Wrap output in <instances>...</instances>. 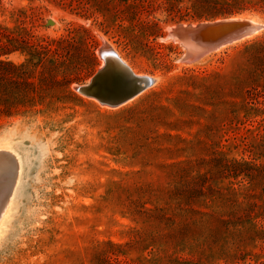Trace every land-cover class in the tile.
<instances>
[{"label":"rangeland","instance_id":"1","mask_svg":"<svg viewBox=\"0 0 264 264\" xmlns=\"http://www.w3.org/2000/svg\"><path fill=\"white\" fill-rule=\"evenodd\" d=\"M236 16L264 26V0H0V137L25 156L0 264H264V28L189 64L166 36ZM104 48L144 92L77 90Z\"/></svg>","mask_w":264,"mask_h":264},{"label":"bare ground","instance_id":"2","mask_svg":"<svg viewBox=\"0 0 264 264\" xmlns=\"http://www.w3.org/2000/svg\"><path fill=\"white\" fill-rule=\"evenodd\" d=\"M235 18H241V19L245 18V19H250L252 22H255V23L258 22L256 20V18H251V17L236 16ZM257 24H259V23H257ZM259 25H261V24H259ZM171 26L168 28L169 32L174 27V26H172V27ZM261 31L262 30H257L255 32L247 35L248 37L245 36L246 37L245 39L250 38V37H254V36L258 35ZM166 40H168V38ZM236 40L242 41L243 39L242 40L236 39ZM175 41L179 42L178 40H175ZM175 41H174V43H175ZM238 41H236V42H238ZM236 42L234 40V42L232 41V44L236 43ZM178 44H180V43H178ZM181 45H183L182 48H185L184 44L181 43ZM223 47H224V45L220 46V47H218V48H216L210 52H213V51L216 52L219 49H222ZM112 49L111 50H108V48L105 49V51L103 53L104 59L102 58L104 61L102 63V66L99 68V70H101L102 67L105 66V70L103 71V73H101L97 76L95 82H93V86L91 87L92 93L95 95V96H92V95L91 96L94 97L95 99H97V101H99L97 97H102L103 99H106L107 101L113 102L116 99H121L122 96H124L125 94H128L129 92L130 93L132 92V95L129 97L131 99L132 96L134 97L135 95L136 96L139 95L138 93H140L141 91L144 92L143 90L145 88H147L148 85H150L151 80H152L147 75H140V73L136 74L134 72V69L130 68L129 63L126 64L124 58L122 60L117 55L116 51H114L115 49L114 50H112ZM184 50L186 51V49H184ZM210 52H208V53H210ZM206 55H207V53L200 56L196 60L195 59H191V60H184L183 59V60L189 64V63H192V62H195V61L201 59L202 57H204ZM134 78L135 79L142 78L143 82L137 83V81L132 80ZM89 83L86 84L85 86H88ZM136 85H137V88H136ZM92 101L96 102L95 100H92ZM124 101H122V102H124ZM100 103H102V102H100ZM4 156L7 157V159L9 158L12 160L14 172H13V177H11V175H12L11 174L10 175L11 179L5 183L3 181H1V179H0V236L6 227V224L8 222L10 215H11V212L13 211V208H14V205L16 202V198H17V195L19 192V186H20L22 171H23L24 162H25V156L23 155V152L21 151V149L15 145H13L12 142L5 141V140H3V138L0 137V157L4 158ZM4 161H6V160H4ZM4 161L2 163H4ZM2 163H0V164H2ZM4 165H5V163H4ZM4 172H5V170H4ZM8 172H7V174H8ZM1 177H2V175L0 173V178ZM3 177H4V174H3Z\"/></svg>","mask_w":264,"mask_h":264},{"label":"water","instance_id":"3","mask_svg":"<svg viewBox=\"0 0 264 264\" xmlns=\"http://www.w3.org/2000/svg\"><path fill=\"white\" fill-rule=\"evenodd\" d=\"M50 23V21H48ZM264 26L259 25L251 20L224 18L215 21L200 22L197 24H176L173 29L167 33L173 40H178L179 43L185 45L186 53L182 57L184 60L198 59L200 56L226 44L231 43L236 39L243 38L257 30L263 29ZM105 70V66L97 71L92 77L88 86H79L77 90L85 96H95L92 93L91 87L97 76ZM137 83L143 82L142 78L132 79ZM137 88V85H136ZM132 92L125 94L121 99H116L113 102L107 101L102 97H97L103 104L115 106L122 101L128 99Z\"/></svg>","mask_w":264,"mask_h":264},{"label":"trees","instance_id":"4","mask_svg":"<svg viewBox=\"0 0 264 264\" xmlns=\"http://www.w3.org/2000/svg\"><path fill=\"white\" fill-rule=\"evenodd\" d=\"M9 65L10 67H12L13 69H18V68H16V67H14L13 65H11L10 63H7V62H1L0 61V65ZM9 77H12V75H11V73H9ZM7 108V107H6ZM0 112H3V113H5L6 111H4V109H2V108H0Z\"/></svg>","mask_w":264,"mask_h":264}]
</instances>
